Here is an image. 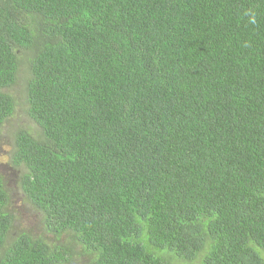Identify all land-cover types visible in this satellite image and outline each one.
I'll return each instance as SVG.
<instances>
[{
  "label": "trees",
  "instance_id": "trees-1",
  "mask_svg": "<svg viewBox=\"0 0 264 264\" xmlns=\"http://www.w3.org/2000/svg\"><path fill=\"white\" fill-rule=\"evenodd\" d=\"M21 67L0 264H264V0H0V134Z\"/></svg>",
  "mask_w": 264,
  "mask_h": 264
},
{
  "label": "rangeland",
  "instance_id": "rangeland-1",
  "mask_svg": "<svg viewBox=\"0 0 264 264\" xmlns=\"http://www.w3.org/2000/svg\"><path fill=\"white\" fill-rule=\"evenodd\" d=\"M23 69L21 67L16 83L6 92L12 97L14 101V113L12 117L3 126L0 134V178L3 181L4 188L8 194L7 211L10 215L14 216L13 224L11 227V233L13 235L20 232H27L35 237H42L47 243H54L55 238L46 233L42 227L40 215L38 211L29 204L21 193L19 187V176L21 175L20 168H13L8 162V155L11 149V144L14 135L21 130H35L36 126L25 114V101L22 90ZM60 243L69 246V238L62 236ZM74 253L73 259L68 264H87V260L84 256L77 255L79 250L77 247H71ZM259 257L264 262V253L260 250H256ZM199 256L193 262L174 261L173 264H198L200 261Z\"/></svg>",
  "mask_w": 264,
  "mask_h": 264
}]
</instances>
